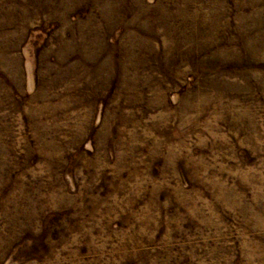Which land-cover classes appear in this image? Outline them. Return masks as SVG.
Returning a JSON list of instances; mask_svg holds the SVG:
<instances>
[{"label": "rangeland", "instance_id": "rangeland-1", "mask_svg": "<svg viewBox=\"0 0 264 264\" xmlns=\"http://www.w3.org/2000/svg\"><path fill=\"white\" fill-rule=\"evenodd\" d=\"M0 264H264V0H0Z\"/></svg>", "mask_w": 264, "mask_h": 264}]
</instances>
